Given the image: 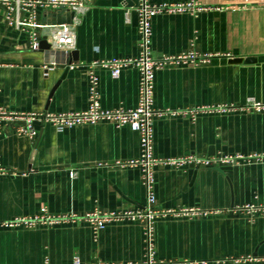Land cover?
Listing matches in <instances>:
<instances>
[{"label":"crops","instance_id":"crops-1","mask_svg":"<svg viewBox=\"0 0 264 264\" xmlns=\"http://www.w3.org/2000/svg\"><path fill=\"white\" fill-rule=\"evenodd\" d=\"M185 0H150L151 3ZM215 6L194 16L159 14L152 18L153 57L195 50L211 55L205 63L166 66L155 72L153 107L245 105L264 101V4L259 0H199ZM136 0H92L78 14L74 48L67 59L31 47L29 32L7 24L0 7V107L26 112L86 110L90 104L89 64L111 58H137L142 50ZM22 15H25L22 12ZM68 13L38 12L40 22H60ZM66 22V21H65ZM232 58H242L233 62ZM102 108H135L140 70L124 67L118 77L98 66ZM37 135L16 133V122L0 132V264H114L143 262L147 249L143 224L115 222L95 237L86 222L3 226L46 207L56 214L137 209L147 190L142 169L129 164L141 155L140 135L111 121L58 132L35 121ZM264 154V112L201 111L155 116L153 156ZM155 208L190 207L210 211L192 217L156 220L154 257L176 264H231L221 259L264 258V216L251 219L241 207L264 203V160L222 167L154 166ZM215 210L219 212L215 213ZM180 262V263H178ZM204 262V263H203ZM246 264H264V260Z\"/></svg>","mask_w":264,"mask_h":264},{"label":"built area","instance_id":"built-area-1","mask_svg":"<svg viewBox=\"0 0 264 264\" xmlns=\"http://www.w3.org/2000/svg\"><path fill=\"white\" fill-rule=\"evenodd\" d=\"M92 0H0V7L6 10L5 18L7 24L19 28H26L29 32L31 47L39 49L43 38L50 44L47 50L59 54L64 60L70 55L74 48L76 37V26L78 14L85 11ZM264 4V0H259ZM229 5L223 2L216 5L203 4L199 0H185L175 2H161L153 4L150 0H136L134 5L139 15V32L142 36V50L137 58H111L107 60H95L89 64L90 78V104L86 110L65 111V112H26L10 110L0 107V132L4 122H16V133L30 137L37 135L35 121L51 124L58 132L64 131L78 125L95 124L101 121H111L116 126L129 125L140 135L141 155L136 160L128 162L135 164L142 169V181L147 190V202L145 206L137 209H120L110 211H89L82 215L56 214L50 212L46 207L30 216H17L6 220L3 226L34 228L41 224L56 223H80L86 222L93 229L95 237L107 225L115 222L139 221L143 224L146 241V259L143 262H129L124 264H176L171 260H157L154 257L153 232L154 224L157 219L169 215L192 217L200 214H208L210 211L199 208L179 207V208H155L153 203L156 200L154 191V166L165 164L173 168L182 169L186 165H216L222 167L233 166L239 163L251 162L253 160H264V154H214L206 157H199L193 154L155 158L153 156V123L155 116L167 114H182L191 119H195L201 111H220L228 112L232 110H252L254 112H264V101L250 99L245 105H218V106H199L189 109H156L153 107V93L155 87V72L166 66H178L183 64H198L207 62L211 55L200 54L195 50L181 52L175 55H165L153 57L150 51L152 35V18L159 14H181L190 13L194 16L201 11L210 8H221ZM44 9L61 10L68 13L74 12L70 22H40L38 12ZM22 12L25 15H22ZM130 64H136L140 70L139 80V101L135 108H116L105 109L101 107L98 92L99 78L95 69L98 66L109 68L113 77H118L122 69ZM2 170V169H1ZM0 170V171H1ZM4 171V170H2ZM248 217L255 219L264 216V203H249L241 207ZM215 213L219 210H215ZM264 260L252 255L232 257L229 259L217 260V262H230L231 264H246ZM180 263V262H178ZM191 264L193 262H184ZM204 263V262H203ZM48 264V263H46ZM69 264H114L106 261L84 262L80 257L75 256Z\"/></svg>","mask_w":264,"mask_h":264},{"label":"water","instance_id":"water-1","mask_svg":"<svg viewBox=\"0 0 264 264\" xmlns=\"http://www.w3.org/2000/svg\"><path fill=\"white\" fill-rule=\"evenodd\" d=\"M73 16H74V12H71L69 15H68V17H67V19H65V20H61L60 22H70L71 20H72V18H73ZM50 47V44L46 41V39L45 38H43L42 40H41V43H40V49H46V48H49ZM233 62H240V61H242L243 59L242 58H232L231 59Z\"/></svg>","mask_w":264,"mask_h":264}]
</instances>
